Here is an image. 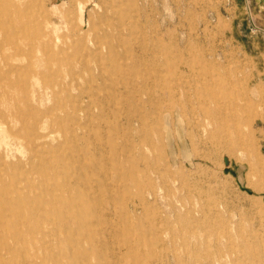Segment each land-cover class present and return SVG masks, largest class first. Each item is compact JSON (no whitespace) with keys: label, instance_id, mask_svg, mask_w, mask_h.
Returning <instances> with one entry per match:
<instances>
[{"label":"rangeland","instance_id":"374dc122","mask_svg":"<svg viewBox=\"0 0 264 264\" xmlns=\"http://www.w3.org/2000/svg\"><path fill=\"white\" fill-rule=\"evenodd\" d=\"M14 2L58 45L112 28L91 60L63 55L60 87L30 86L42 64L13 46L0 55V111L3 91L18 110L0 139L19 134L0 153L34 185L46 170L78 225L0 245V264H264V0Z\"/></svg>","mask_w":264,"mask_h":264},{"label":"bare ground","instance_id":"6f19581e","mask_svg":"<svg viewBox=\"0 0 264 264\" xmlns=\"http://www.w3.org/2000/svg\"><path fill=\"white\" fill-rule=\"evenodd\" d=\"M20 6L21 5L15 3L14 0H0V33L4 35L3 37H6L5 44L3 43L2 45H0V55L4 53L6 50L11 49L12 48L11 46H13V49L15 50L14 56H17L16 59H20V57L23 55H28L33 59V61L36 62V64L41 63L42 67H38V69L35 70L34 75L32 74L34 76V77L32 76L34 79L30 83V86H33L34 89L35 88L40 89L42 84L46 86L44 88L48 89L50 87H60L66 81H70V82L73 81V79L70 78L71 64L70 62L66 61L63 55L68 54L70 50L73 51L75 54H79L84 59H89L98 55L101 52L100 49L102 45L104 44L101 36L106 37L107 31L112 28L111 25H108L109 23L106 21L104 23V28L99 29L100 31L99 33V31L97 30L94 31L93 29L94 25L90 21V25H89L90 27L89 33H91L90 36L89 35L81 36L77 34L75 35V37L63 41L61 45H58L56 41L53 40L50 36L51 33L47 27L49 25L47 20L44 21L43 30L40 33H37V31L32 32L31 29L26 27V24H22L20 22L21 17L25 13L24 10L26 9V7H24L23 9V7ZM24 37H28V45L25 49L27 52L19 50V48L17 47V40H19L20 38L23 39ZM59 56H63V58ZM102 59L104 60V58ZM105 60L107 62L108 60L111 59L107 60L106 58ZM39 69L42 71H40ZM45 72L46 73L48 72L51 78L49 77V78H45L46 80L44 79L40 80V78H43L42 76L44 75ZM64 72L66 73V75L63 74ZM66 76L69 79L63 80V78H65ZM1 102L4 103V105L6 106L5 108L7 109V113L0 111V127L7 123V119L5 118L8 117L9 115L11 116L9 117L10 121L12 120V122H17L14 115H16L15 112H17L18 110H15L16 107L14 105H10L11 103L7 98L6 91L2 92ZM214 109L216 110V108ZM11 110H12V115L9 113L11 112ZM205 112L206 111H204V113ZM207 120L209 121H206V127L210 125L211 122L214 121V118L209 119L207 117ZM53 127L54 126H52V128ZM2 131L3 129H0V133H2ZM5 135H8V137H5L3 135V139H0V144L6 145L5 140L7 138L10 137L13 139L16 138V135L19 134L18 131L17 133L9 131L8 133H5ZM80 137H83V140H85L84 136H80ZM45 138H46L45 136L43 137L41 135L37 137V139L39 140V142L37 143L38 145L37 144L35 145L36 146L35 153L37 158L43 156L42 149L44 148L43 145L46 143ZM80 140L81 139H79V142ZM144 140H146V137H144L143 141ZM147 142L150 143L149 141ZM43 163L44 161L42 160L41 166L43 165ZM20 167L22 166H20V164L18 163L14 166L11 163L5 161L2 153H0V231L2 232L0 245L6 246L5 247L6 251H8L10 246H12V242L20 245L24 235L31 236L34 234H38L41 237H45L48 233H64V230L66 229H69V231L71 232L74 229L76 231L78 228L77 223L69 222L68 220H66L69 219L70 216L73 214V210L76 208V204L75 202L69 201V199H67V195H66L67 192L63 191L62 186L58 188L59 185H57L56 183L54 185L48 183V180H45L46 170L44 169L38 170V172L41 175L42 179L45 180V183L47 185L43 184L44 180L41 184L34 185L27 178H24V176L18 177L13 172V170L18 169ZM79 167L81 166L79 165ZM57 174H59L58 171ZM7 179H10L13 183L11 185L2 184L3 182H5L4 180ZM17 180L23 181L24 186L22 188H19L18 187L19 185L17 187L15 186ZM6 230L9 232H4L5 233L4 234L3 231ZM8 239L11 242L8 241ZM71 244L76 245L77 238L72 239ZM209 264H220V263L216 261V262H211Z\"/></svg>","mask_w":264,"mask_h":264}]
</instances>
